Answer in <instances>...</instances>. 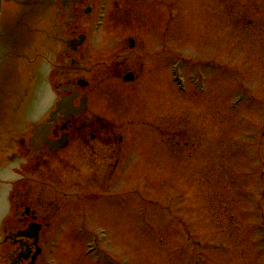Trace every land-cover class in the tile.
<instances>
[{"label":"rangeland","instance_id":"1","mask_svg":"<svg viewBox=\"0 0 264 264\" xmlns=\"http://www.w3.org/2000/svg\"><path fill=\"white\" fill-rule=\"evenodd\" d=\"M102 3V26H80L87 65L111 61L128 31L143 48L133 81L91 76L89 112L123 151L76 145L52 168L37 264H264V0Z\"/></svg>","mask_w":264,"mask_h":264},{"label":"flooded vegetation","instance_id":"2","mask_svg":"<svg viewBox=\"0 0 264 264\" xmlns=\"http://www.w3.org/2000/svg\"><path fill=\"white\" fill-rule=\"evenodd\" d=\"M97 1L0 0V135H10L21 146L24 157L20 167L38 177L34 193L29 186L16 189L22 179L14 181L16 178L4 176L8 166H14L10 163L12 155L6 154L12 148L11 141L0 139V192L6 191V204L0 214V264H30L38 246L41 249L33 264L40 261L44 252L40 236L50 231L54 209L44 192H49L48 180L54 178L52 168L69 164L73 147L94 150V156H99L103 147L110 154L117 150L109 144L108 134L101 136L95 125L98 121L89 112L88 86L82 88L76 82L91 73V68L86 67L85 41L76 48L71 45L72 39L85 32L80 26L93 19ZM123 44L112 72L127 82L134 79L127 65L133 60L135 44L129 39ZM82 99L84 111L80 110ZM68 104L78 112L65 114L70 109L64 108ZM22 131H27L28 137ZM63 139L66 145L60 148ZM92 143L99 149H94ZM62 172L67 175L65 170ZM24 173L28 178L29 172ZM43 175H47L45 182ZM30 193L35 194L33 198H29ZM78 199L96 201L97 196H91L92 200L81 196ZM29 227L37 237L34 230L32 236L18 235ZM20 255L26 258L18 259Z\"/></svg>","mask_w":264,"mask_h":264},{"label":"water","instance_id":"3","mask_svg":"<svg viewBox=\"0 0 264 264\" xmlns=\"http://www.w3.org/2000/svg\"><path fill=\"white\" fill-rule=\"evenodd\" d=\"M23 133H25V131H22ZM25 135L26 136H28V133L26 134L25 133ZM6 154H7V156H11V155H19V156H21L22 155V150H21V148L20 149H16V150H14V149H9L7 152H6ZM21 165L20 164H17L16 166H14L13 168H12V170H13V173L14 174H16L17 175V177H16V179L14 180V181H19V180H21V182L19 183V184H17L16 185V189H18V190H20V189H22L23 188V186L25 187H28L29 186V188L31 189V191L33 190V187H32V176L33 175H31L30 174V171L28 170V169H26V168H22V167H20ZM24 167V166H23ZM29 172V174L30 175H28L27 174V177L28 178H24L25 177V173L24 172H27V171ZM24 178V179H23ZM30 180V182H28L27 183V181H25V180ZM26 189H28V188H26ZM33 193H34V191H33ZM34 195V194H33ZM33 195H31V193H30V196H29V198H33ZM29 203H31V201L29 202ZM2 202L0 201V210H1V208H2ZM40 237H42V235L40 236Z\"/></svg>","mask_w":264,"mask_h":264},{"label":"trees","instance_id":"4","mask_svg":"<svg viewBox=\"0 0 264 264\" xmlns=\"http://www.w3.org/2000/svg\"><path fill=\"white\" fill-rule=\"evenodd\" d=\"M262 227V226H261Z\"/></svg>","mask_w":264,"mask_h":264}]
</instances>
